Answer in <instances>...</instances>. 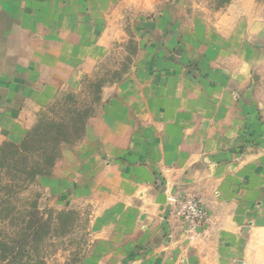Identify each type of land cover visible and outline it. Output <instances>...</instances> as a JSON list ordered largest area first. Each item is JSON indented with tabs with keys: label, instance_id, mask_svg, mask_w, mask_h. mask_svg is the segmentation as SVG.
<instances>
[{
	"label": "crops",
	"instance_id": "1",
	"mask_svg": "<svg viewBox=\"0 0 264 264\" xmlns=\"http://www.w3.org/2000/svg\"><path fill=\"white\" fill-rule=\"evenodd\" d=\"M159 1L0 0V145L23 139L53 83L106 57L115 40L108 22L121 5ZM225 17L180 26L159 14L141 30L139 72L104 88L83 138L62 149L53 179L97 170L115 201L100 237L106 248L83 264H250L259 256L264 103L244 93L257 50ZM187 197L208 215L192 237L175 216Z\"/></svg>",
	"mask_w": 264,
	"mask_h": 264
},
{
	"label": "rangeland",
	"instance_id": "2",
	"mask_svg": "<svg viewBox=\"0 0 264 264\" xmlns=\"http://www.w3.org/2000/svg\"><path fill=\"white\" fill-rule=\"evenodd\" d=\"M161 13L170 16L171 24L180 26L189 21L215 24L221 15L228 16L229 27L244 26L245 40L257 50L251 81L244 93H257L264 103V0H234L219 10L211 0H160L150 9L139 2L121 5L108 22L115 40L106 57L98 64L80 66L69 82L53 83V93H45L50 102L31 114L23 139L0 145V243L7 246L2 251L0 248V255L5 254L8 261L23 248L31 255L30 259L23 258L24 264H83L96 247L106 248L100 237L109 232L108 221L115 214L111 209L115 201L93 176L97 170L90 171V176L83 174L70 180L53 179V169L46 175L30 176L39 161L40 155L35 151L42 140L39 131L33 132L47 121L65 124L74 109L96 110L104 88L128 80L136 69L139 72L145 49L143 41L147 38L141 30L153 26ZM98 97L100 102L96 104ZM30 136L32 152L18 155L17 146ZM72 141L71 145L61 146L56 164L63 148H73L79 143L75 138ZM82 183L85 184L81 189ZM36 213L39 215L36 219L43 218L49 225L45 228L48 235L38 244L35 238L24 244L21 233L27 223L36 220L31 219ZM261 239L255 250L259 256L250 258V264H264V235Z\"/></svg>",
	"mask_w": 264,
	"mask_h": 264
},
{
	"label": "trees",
	"instance_id": "3",
	"mask_svg": "<svg viewBox=\"0 0 264 264\" xmlns=\"http://www.w3.org/2000/svg\"><path fill=\"white\" fill-rule=\"evenodd\" d=\"M233 1L234 0H211L212 4H214L218 10L231 4ZM99 95L101 96V93ZM100 98L101 97H98L96 104L100 102ZM94 113V109H74L70 112L68 121L65 124L47 121L43 126H41L42 128L37 130V132L35 130L33 133L36 134L39 131L41 133L42 140L38 143V149L35 151L40 155L39 161L33 167L34 169L30 173V176H42L51 171L60 156L61 146L71 145L74 138L76 140L75 142L80 141L83 138L86 125ZM31 137L32 136L25 139L20 146H17L18 155H25L32 152V149L29 147ZM23 173H26V169ZM17 213L20 215L19 212ZM37 216L39 215L36 213V215H33L31 219H36ZM27 225L28 226L21 233L24 244H27L29 241L33 242L34 238L36 244L43 242V239L48 235L47 230L45 231V228L49 227L47 222H45L43 218L39 217L33 223H27ZM0 248H2V251L7 248V246L0 243ZM26 257L30 259L31 255L22 248L21 252L17 253V257L14 256L10 261H8L5 254L0 255V262L2 263L7 261V264H24L23 258Z\"/></svg>",
	"mask_w": 264,
	"mask_h": 264
},
{
	"label": "built area",
	"instance_id": "4",
	"mask_svg": "<svg viewBox=\"0 0 264 264\" xmlns=\"http://www.w3.org/2000/svg\"><path fill=\"white\" fill-rule=\"evenodd\" d=\"M175 216L187 224V231L191 237L196 232V228L205 223L208 217L202 203L194 197L182 200L175 211Z\"/></svg>",
	"mask_w": 264,
	"mask_h": 264
}]
</instances>
